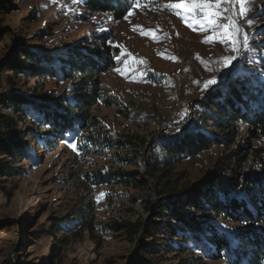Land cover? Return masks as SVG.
<instances>
[{"label": "trees", "instance_id": "obj_1", "mask_svg": "<svg viewBox=\"0 0 264 264\" xmlns=\"http://www.w3.org/2000/svg\"><path fill=\"white\" fill-rule=\"evenodd\" d=\"M148 1L140 0L131 10ZM69 2L75 6L73 21L92 31L100 15L124 19L134 0ZM17 9V0H0V27ZM47 31L55 35L52 28ZM255 32L230 79L221 78L216 91L194 97L188 123L174 133L160 130L163 138L129 128L110 131L96 114L104 105L118 107L127 121L156 118L103 91L100 77L116 67L118 56L108 44V32L90 34L78 45L59 38L58 47L44 42L42 32L29 43L18 35L4 65L0 62V191L6 190V178L23 173L17 163L38 165L60 144L83 156H99L107 165L90 174H70L83 193L76 194L74 206L62 218L37 222L32 214L24 222L27 244L50 242L47 257L38 264H78L67 262L71 244L97 232L126 236L135 247L128 264H264V26ZM69 80L73 83L62 97L46 91L40 100L36 90L17 89L34 81L37 88L54 84L56 90ZM151 80L161 84L155 76ZM102 187L108 189L106 200L121 198L119 189L145 192L144 216L135 222H96L91 195ZM10 247L17 248L15 264H23L18 253L25 248Z\"/></svg>", "mask_w": 264, "mask_h": 264}, {"label": "rangeland", "instance_id": "obj_2", "mask_svg": "<svg viewBox=\"0 0 264 264\" xmlns=\"http://www.w3.org/2000/svg\"><path fill=\"white\" fill-rule=\"evenodd\" d=\"M69 1L17 0L19 9L9 12L1 21L0 62L3 61L1 64L4 65L12 46H16L18 35L24 36L29 43L33 35L42 32L46 34L44 42L58 47L59 38H68V42L78 45L90 34L108 32V44L118 56L116 67L100 77L103 91L109 92L123 106L141 111L146 116H156L155 119L135 123L122 118L118 107L100 106L95 112L110 131L129 128L147 137L163 138L160 130L169 129L172 133L181 130L190 117V101L206 93L207 81H220L229 65L231 70H235L241 62L242 51L247 47L242 39L229 43V38H222L219 34L221 30L198 23L202 21L199 13L188 15L182 9L170 10L166 7L168 3H179L180 0H149L121 20L100 15L95 20L97 23L92 25V31L88 26L77 25L73 21L71 15L75 6L72 7ZM263 5L264 0H246V11L241 15L240 5L235 0L232 3L224 0L221 14L230 17L234 28L238 26L249 39L264 26V15L260 14ZM35 10L36 14L32 16ZM62 11L67 12L66 15H62ZM229 22L218 20V23ZM48 28H52L55 35L50 36ZM233 48L238 50L233 51ZM230 57L238 59L233 61L228 59ZM151 76H155L161 84H156ZM72 83L73 80L61 82L55 90L54 84L40 89L37 83L31 81L20 84L17 89L30 93L36 90V98L43 100L46 91L62 97ZM2 85L4 90L7 84L3 82ZM33 150L40 154L38 149ZM15 166L23 168V173L6 178L2 184L6 190L0 191V228L16 226L15 231L7 228L0 232V264H15L17 248L11 249L12 243L25 248L19 249L18 253L23 264H38L47 257L50 242L41 239L33 247L27 244L24 222L32 214L37 222L62 218L74 206L76 194L83 193L75 187L70 174H90L106 169L107 165L99 156H83L60 144L52 152H46L38 165L24 161ZM139 166L141 169L140 163ZM107 191L104 187L97 188L91 195L96 205V222L110 224L119 219L135 222L144 216L142 201L146 199L145 192L119 189L121 198L113 195L112 200H106ZM134 255V245L122 233H85L82 239L71 244L67 262L128 264ZM198 264L220 263L200 261Z\"/></svg>", "mask_w": 264, "mask_h": 264}, {"label": "snow or ice", "instance_id": "obj_3", "mask_svg": "<svg viewBox=\"0 0 264 264\" xmlns=\"http://www.w3.org/2000/svg\"><path fill=\"white\" fill-rule=\"evenodd\" d=\"M224 0H180L179 3H168L166 7L170 10H183L188 15H196L199 13L202 17V21H197L198 23H205L207 27L212 29L221 30L219 34L222 38L227 37L229 43H236L238 40H243L246 44L248 37L246 34L240 32L239 27L234 28V22H231V18L223 16L221 14V4ZM228 3H232L233 0H227ZM235 3L240 5V14L243 15L246 11L244 5L246 0H235ZM140 4V0H134L133 5L128 9V15L132 14V7H136ZM127 18V17H125ZM218 20H229V23H218ZM214 38V37H213ZM233 51H237V48H233ZM230 60H237V57H230ZM231 75V65H229L228 71L224 74L223 79H230ZM219 79L209 80L205 84V88L211 91L217 90V85ZM191 127V126H190ZM194 131V129H192ZM177 131H181L177 129ZM185 132L189 129H184Z\"/></svg>", "mask_w": 264, "mask_h": 264}]
</instances>
